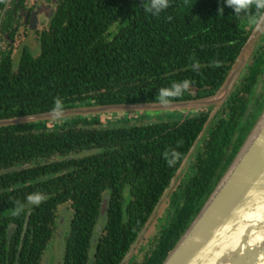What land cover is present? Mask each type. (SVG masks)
Segmentation results:
<instances>
[{"label":"trees","instance_id":"trees-1","mask_svg":"<svg viewBox=\"0 0 264 264\" xmlns=\"http://www.w3.org/2000/svg\"><path fill=\"white\" fill-rule=\"evenodd\" d=\"M223 5L224 0H169L167 9L153 14L150 0H60L43 33L40 54L27 51L17 69L9 58L0 60V119L53 111L57 101L62 109L161 102V88L185 79L189 89L167 101L213 95L256 25L247 24L248 19L264 12L253 5L237 15ZM248 82L253 88L256 77L249 75ZM236 88L225 104L237 102L239 109L233 113L240 119L249 99ZM251 89L246 91L252 93ZM263 110L264 103L237 136L228 158L227 146L239 125L219 115L193 166L184 201L171 204L151 252L138 264L164 262ZM210 111L186 118L176 111L170 122L113 126L104 125L99 116H73L53 124L0 127V168L29 164L0 174V264H42L57 229L58 211L68 202L73 216L63 264H120ZM172 150L180 155L169 165L164 153ZM209 179H215L212 187ZM126 186L131 188L128 203ZM106 192L110 196L106 223L99 232ZM29 194H40L41 203L29 204ZM19 204L23 208L18 213ZM12 224L17 228L9 236Z\"/></svg>","mask_w":264,"mask_h":264},{"label":"water","instance_id":"water-1","mask_svg":"<svg viewBox=\"0 0 264 264\" xmlns=\"http://www.w3.org/2000/svg\"><path fill=\"white\" fill-rule=\"evenodd\" d=\"M264 38V12L233 63L224 83L213 95L178 101L99 104L40 112L0 119V127L50 122L73 116H119L139 112L182 111L190 113L211 108L209 119L195 140L120 264H131L141 252L145 239L158 227L179 188L218 121L222 106L230 99ZM186 118V117H185ZM29 164L0 168V174L27 168ZM108 211V199L101 214ZM31 211L28 212L25 231ZM17 225L10 226L11 236ZM162 264H264V110L204 206Z\"/></svg>","mask_w":264,"mask_h":264},{"label":"flooded vegetation","instance_id":"flooded-vegetation-1","mask_svg":"<svg viewBox=\"0 0 264 264\" xmlns=\"http://www.w3.org/2000/svg\"><path fill=\"white\" fill-rule=\"evenodd\" d=\"M59 2L60 0H41L40 2L39 1L35 2L34 0H0V60L9 58L12 61L14 68L17 69L20 61L23 59L24 54L27 51L31 52L33 55L40 54L41 39L43 33L49 29L52 23V19L58 8ZM259 19L260 16L258 18L256 16L251 17L248 19L247 24H257ZM43 24H47L48 27L43 28ZM31 34H36L37 36V42L40 47V51L37 54L33 50V47L31 45V40L29 39V36ZM255 56H256L255 59H252L253 62L251 61L252 65L249 69L250 73L247 74V76L242 81L241 85L240 83H238L237 85V87H239L238 90L246 92L247 97L249 99L248 101H246V103H244L246 104V107L244 109L241 118L235 119L236 117L238 118L239 115L237 114V112L233 113V111L239 109L237 102L224 104L221 108L220 115L224 116V118H233L234 124L236 126L239 125V129L236 132V136L234 137L233 141L229 144V146H227V150H228L226 156L227 158L232 153V150L236 143L235 140L237 136L241 133L243 128L246 127L248 120H251L252 116L258 110L260 105L264 103V38L259 48L257 49ZM249 75H254L256 77V82L253 84V88L249 86V82H248ZM249 88L250 89L252 88L251 89L252 93L246 91V89ZM203 110H208V109H203ZM135 119L137 118L135 117ZM173 120H174L173 118H170L163 121L170 122ZM124 121L125 123L127 122L126 124L131 123L130 120L127 119H125ZM154 122H149V123H154ZM135 123H131V124H135ZM196 161L189 169L186 178L183 179L179 188L174 192L173 198L171 200V204L175 203L176 201L177 203H181L184 201L183 192L186 191L188 184L190 185V182L194 178L195 167L193 166L194 164L197 163ZM214 180L215 179L213 180L209 179L208 186L212 187ZM130 196H131V188L130 186H126L124 193V203H128L130 201L129 200ZM106 198L108 199V203H109L110 196L108 192L104 194V200ZM67 204H71V202H68ZM26 231L24 226V231L22 236L25 235Z\"/></svg>","mask_w":264,"mask_h":264},{"label":"rangeland","instance_id":"rangeland-1","mask_svg":"<svg viewBox=\"0 0 264 264\" xmlns=\"http://www.w3.org/2000/svg\"><path fill=\"white\" fill-rule=\"evenodd\" d=\"M35 2L41 1V0H34ZM30 4V2H29ZM47 24H43V28H47ZM29 39L31 40V45L33 47V50L35 53H39L40 47L37 42V36L36 34H31L29 36ZM17 66V65H16ZM182 112V111H181ZM199 111H192L190 113L184 112L185 116H190L193 114H197ZM176 115V111L168 112V111H161V112H155V113H148V112H139L136 113L135 115H126V116H119L117 114L111 115V116H101V120L103 121L104 125H124L125 119L130 120L131 123H149V122H154V121H163L167 120L170 118H175L174 116ZM125 117V118H124ZM135 117L137 119H135ZM60 121V120H56ZM55 121H50V124H53ZM189 172V171H188ZM188 172L185 174V176L182 178L181 183L183 179L186 178ZM173 198V195L171 197V200ZM170 207H171V202H170ZM170 207L167 209V212L158 224V227L154 229L149 236V238L145 239V242L143 243V247L141 249V252L131 261V264H138L139 261L143 260L146 255H148L154 244L155 240L158 238V234L161 231V226L163 223L167 222V216L170 214ZM73 216V209L71 208L70 204H64L60 207L58 211V219H57V229L55 231L54 237L51 240L48 248L45 251V254L43 256V262L42 264H62L63 262V255H64V250H65V245H66V237L69 233L70 230V221ZM106 223V217L103 216L102 220L100 222L99 226V232L102 229L103 225ZM100 234V233H99ZM98 234V235H99ZM98 238V236H97Z\"/></svg>","mask_w":264,"mask_h":264},{"label":"clouds","instance_id":"clouds-1","mask_svg":"<svg viewBox=\"0 0 264 264\" xmlns=\"http://www.w3.org/2000/svg\"><path fill=\"white\" fill-rule=\"evenodd\" d=\"M255 6L256 10H264V0H224V6L233 9V12L237 15L247 12L252 6ZM150 7L153 14H159L163 10L169 7V0H150ZM190 87V81L185 79L181 82H174L168 88H161L159 90V96L161 101H167L168 98L173 96L182 95ZM62 110L61 102L57 101L54 106V112L59 113ZM179 153L176 150L171 152H165L164 156L169 165L176 162L179 157ZM27 202L32 205H39L41 203L42 197L40 194H29L27 197ZM23 208L22 204L17 207V212L19 213Z\"/></svg>","mask_w":264,"mask_h":264}]
</instances>
